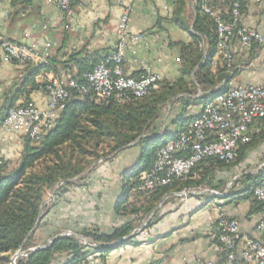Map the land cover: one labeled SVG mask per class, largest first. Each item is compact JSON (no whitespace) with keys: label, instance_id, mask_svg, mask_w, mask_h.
<instances>
[{"label":"crops","instance_id":"crops-1","mask_svg":"<svg viewBox=\"0 0 264 264\" xmlns=\"http://www.w3.org/2000/svg\"><path fill=\"white\" fill-rule=\"evenodd\" d=\"M129 1L77 0L73 17L63 19L55 0H0V34L18 44L36 43L40 55L50 44V56L59 63L68 61L72 68L74 65L69 59L73 54L98 53L103 57L114 50L117 25ZM132 1L130 30L143 33L145 39L131 41L125 60L127 72L138 76L145 64L162 79H178L180 56L179 47L174 43L189 41L188 33L173 20L178 0ZM218 4L227 13L224 2ZM241 24L264 33V0H249L243 5ZM233 50L235 63L246 64L232 79L234 84H264V43L247 50L235 41ZM24 76V66L5 59L0 50V160L12 165L17 164L24 150L25 136L7 135L4 119L10 102L23 87ZM29 98L41 108L48 102L47 94L41 90H33ZM24 100L25 97H20L17 103ZM196 106L187 117L200 111L201 104ZM181 110L180 104L179 113ZM165 122L164 117L160 128ZM170 126L169 131L173 132L175 126ZM260 132L256 124L251 129V141ZM139 154V146H130L88 173L81 183L58 192L50 190L46 196V214L36 232L38 243L44 244L68 230L77 235L87 229L111 234L128 222L141 227L147 216L140 214L136 219L134 215L116 212V203L123 194V174L132 170ZM227 169L231 168L216 172ZM238 196L230 193L224 198L172 197L154 209L156 220L131 233V241H126L129 237L126 236L121 243L106 246L113 247L106 252L91 250L86 264H202L208 260L219 264L222 252L215 236L220 212L235 217L242 231L253 236L262 216L259 204L253 203L254 197L239 200ZM139 201L138 205L143 200ZM63 260L61 256L52 264H62Z\"/></svg>","mask_w":264,"mask_h":264},{"label":"trees","instance_id":"trees-1","mask_svg":"<svg viewBox=\"0 0 264 264\" xmlns=\"http://www.w3.org/2000/svg\"><path fill=\"white\" fill-rule=\"evenodd\" d=\"M219 8L223 1L229 14L233 0H211ZM77 0H74V8ZM192 5L194 20L187 24L186 11ZM244 5V4H243ZM243 5L241 14L243 12ZM202 0H178L173 20L176 25L189 35V41H177L179 47L180 77L176 80L162 79L158 86L144 97H131L119 103L113 97L103 99L91 91L81 95L77 89L71 90L70 98L59 111L55 125L47 130L40 140L34 141L25 136L24 150L16 165L1 159L0 166V264H11L13 254L23 248L29 250L40 244L37 230L46 214V205L41 216L42 206L47 193L65 190L85 180L88 173L95 170L99 160H109L130 146H139V158L131 171L123 174V194L116 203V212L120 215L140 214L149 216L162 202L166 194L192 186H212L216 170L236 166L244 161L247 152L264 141V120L258 121L261 132L254 139L242 145L237 158L232 162L209 158L201 161L184 179L176 180L169 186L158 188L152 193L142 191L132 193L140 183L141 173L149 171L155 161L158 148L167 140L178 136L192 120L187 117L192 105L203 104L212 98L215 92L209 93L222 81L221 90L238 74H232L231 68L223 60L215 61L217 53L216 26L202 11ZM105 56L98 53L73 54L69 67L68 61L57 62L55 57H48L47 63L14 62L24 66V84L10 102V106L23 105L31 101L29 94L33 90L46 93L47 79L37 80L38 75L52 74L55 78H69L77 83H85L84 74L92 71ZM65 73V76H63ZM66 77V78H65ZM199 91L202 95L193 98ZM180 94L183 96L178 97ZM196 94V95H197ZM188 97H185V96ZM25 97L24 102L17 99ZM177 100L182 110L173 119L166 120L161 130L163 112L168 104ZM8 107V108H9ZM161 120V122H160ZM175 130L169 131L170 125ZM163 131V132H162ZM162 133V134H161ZM89 171L88 173H86ZM133 179V182L130 180ZM264 179V169L244 177L245 189L237 199H253V188ZM214 187V185L212 186ZM142 198V199H141ZM143 200L140 205L137 203ZM253 203L258 202L253 199ZM146 217V218H147ZM155 211L153 218L156 220ZM148 226V225H146ZM134 222L115 228L111 234L101 233L98 229H87L82 235L91 241L100 243L90 247L76 236H63L51 244L44 243L35 251H28V256L20 257L16 264H52L63 256L62 264L87 262L91 250L106 252L113 247L105 243L114 242L129 236L135 230ZM125 241V242H126ZM224 258L225 253H221Z\"/></svg>","mask_w":264,"mask_h":264},{"label":"built area","instance_id":"built-area-1","mask_svg":"<svg viewBox=\"0 0 264 264\" xmlns=\"http://www.w3.org/2000/svg\"><path fill=\"white\" fill-rule=\"evenodd\" d=\"M73 1L55 0L63 19L73 17ZM202 1L203 13L216 26L215 61H225L229 67H232V74L235 71L244 70L246 64H237L234 61V42L239 41L241 46L247 50H251L255 44L264 43V33L241 24V8L249 0H233L228 16L211 0ZM132 2V0L129 1L119 19L114 50L101 59L92 71L84 74L85 83L79 84L75 80L55 78L52 74L38 75L37 80L47 79V105L41 108L30 101L23 105L10 106L4 119V131L7 135H23L34 141L40 140L42 135L55 125L59 111L70 98L73 88L77 89L81 95L93 91L103 99L113 97L117 102L122 103L131 97H144L158 86L162 78L149 66L144 64L138 76L129 74L125 68L126 53L131 41L145 39L143 33H133L130 30ZM50 46L47 44L43 54L40 55L36 43L18 44L0 34V50L5 59L10 61L47 63L51 55ZM224 84L225 81H222L209 90V93L215 92V95L201 104L200 111L193 116L186 128L178 136L167 140L158 148L152 168L140 174V183L132 189V193L139 191L152 193L158 188L171 185L176 180L187 178L198 163L209 158L232 162L237 158L240 147L251 142V129L258 121L264 120V84L237 85L230 81L227 87L221 90ZM201 95L202 92L199 91L193 98ZM181 96L183 94L178 97ZM1 164L0 161V166ZM262 169L264 165L260 170ZM130 181L133 182V179ZM232 184L231 181L224 192L196 186L184 188L166 194L158 207L172 197L187 198L209 193L213 197L224 198L229 194ZM252 192L262 211V216L255 225L256 235L242 231L235 217L220 212L215 237L220 251L225 255L219 264H264V179L255 185ZM154 211L150 213L141 227L134 230V233L146 227L153 218ZM61 235L76 236L90 247L100 245L88 238H81L70 230L64 231ZM120 240L105 243V245L113 246ZM33 249L34 247L28 251ZM28 251L23 250L18 258L28 256ZM18 258L11 260V264H16ZM202 264L218 263L208 260Z\"/></svg>","mask_w":264,"mask_h":264},{"label":"rangeland","instance_id":"rangeland-1","mask_svg":"<svg viewBox=\"0 0 264 264\" xmlns=\"http://www.w3.org/2000/svg\"><path fill=\"white\" fill-rule=\"evenodd\" d=\"M186 17H187V21H186L187 24L191 25L194 20V12L192 9V5L188 7L186 11ZM196 94L197 92L194 95ZM185 97H188V96L186 95ZM179 107H180V104L177 100L172 101L170 106L167 105V107L165 108L163 112V116L165 117V119L166 120L173 119L179 113ZM196 107H197L196 105H192L188 109V112L194 110ZM170 128H173V127L170 126ZM161 130H163V128ZM105 161L106 160L101 162L99 160L97 162V167L103 165ZM263 165H264V141L260 145L256 146L255 148L250 149L247 152L246 158L240 164L236 166H231L230 167L231 169H227L225 171L220 170L216 172L214 174V179H213L214 182L212 184V186L214 185V187L206 184V185H203L202 188L217 189L219 191L224 192L225 189L228 187L229 183L232 181L233 184L229 188V194L231 193L232 196L239 195V193L243 191V189H245V186H246L244 183V177H246L247 175H253L257 173L258 171H260L261 168H263ZM203 195H209L210 197H213L209 193L203 194ZM213 198H216V197H213ZM214 201L216 202V199ZM10 263H11V260H10Z\"/></svg>","mask_w":264,"mask_h":264},{"label":"water","instance_id":"water-1","mask_svg":"<svg viewBox=\"0 0 264 264\" xmlns=\"http://www.w3.org/2000/svg\"><path fill=\"white\" fill-rule=\"evenodd\" d=\"M88 172H89V171H87L86 173H88ZM47 202H48V201L45 200L44 203H43L42 211H41V216L43 215L44 206L46 205ZM78 236L81 237V238H86V237H84L83 235H78ZM59 237H63V235L59 234V235L54 236L53 238L50 239L49 244H51L54 240H56V239L59 238ZM121 242H122V239H121L120 241L116 242L115 244H119V243H121ZM41 246H43V244H40L39 246L34 247V249H33L32 251H35L37 248H39V247H41ZM43 247H45V246H43ZM22 252H23V248H20L19 250H17V251L13 254L11 260L13 261V260H15L16 258H18L19 256H21V255H22Z\"/></svg>","mask_w":264,"mask_h":264}]
</instances>
